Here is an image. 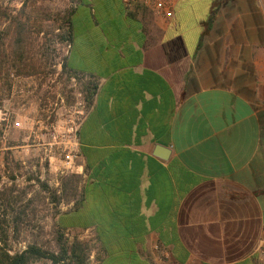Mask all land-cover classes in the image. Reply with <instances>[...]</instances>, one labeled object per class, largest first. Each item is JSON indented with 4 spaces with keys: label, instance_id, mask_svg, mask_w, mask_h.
<instances>
[{
    "label": "crops",
    "instance_id": "1",
    "mask_svg": "<svg viewBox=\"0 0 264 264\" xmlns=\"http://www.w3.org/2000/svg\"><path fill=\"white\" fill-rule=\"evenodd\" d=\"M70 33L88 263L260 264L264 0H81Z\"/></svg>",
    "mask_w": 264,
    "mask_h": 264
},
{
    "label": "rangeland",
    "instance_id": "2",
    "mask_svg": "<svg viewBox=\"0 0 264 264\" xmlns=\"http://www.w3.org/2000/svg\"><path fill=\"white\" fill-rule=\"evenodd\" d=\"M80 1L0 0V32L10 33L4 40L6 54L0 59V193L11 185L10 177H14L17 209L22 210L32 201L27 208L26 223L14 237L9 209L6 218L3 217L4 202L0 197V237L6 234V247L11 253L23 250L28 243L56 251L55 214L64 212L70 204L67 198L55 203L51 193L40 191L36 180L59 195L60 180L75 175L74 135L89 96L84 83L62 73L61 65L69 51V43L64 41L67 15L77 9ZM14 18L27 30V50L21 59L12 62ZM68 156H73L70 164ZM65 239L86 243L94 263L95 241L70 232L65 233ZM32 264L49 262L40 260Z\"/></svg>",
    "mask_w": 264,
    "mask_h": 264
},
{
    "label": "trees",
    "instance_id": "3",
    "mask_svg": "<svg viewBox=\"0 0 264 264\" xmlns=\"http://www.w3.org/2000/svg\"><path fill=\"white\" fill-rule=\"evenodd\" d=\"M75 11H70V13H68L65 22L67 33L64 41L68 43H70L71 41L70 29ZM12 26L13 32L10 47V60L14 59L17 61L26 54L27 44L25 43V33L27 32V30L25 29L24 24H21L19 21H17L16 18H14ZM6 32L7 31L0 32V59L4 58L6 54V45L4 43V40L7 36L10 35L9 32ZM66 71L67 70L65 64H62L61 72L68 73L71 76L70 72ZM88 100L89 98L87 97V104ZM10 181L11 182L9 184L11 185L6 188L5 191L3 189V192L1 191L0 193V197H3L4 202V207H2V214L3 217L6 218V209H9L8 216L11 234L14 237H17L20 231V226L26 223L25 220H27V208L32 203V201L27 202V205L22 210L17 209L16 203L18 200H14V193L16 192L14 177H10ZM80 181L81 179L78 175H70L68 177L62 178L60 180V192L59 195H57L56 191H50L45 183L36 180L37 184H39L38 186L40 187V191L42 193H51L53 196L52 200L55 203H60L63 199L66 198L69 203L73 202V207L71 209L64 212H57L55 214L56 222L54 224V227L56 251L43 249L36 243H28L23 250L11 253V251L6 247L7 236L5 233H7V231H2L5 235L4 237H0V264H32L40 260L48 261L49 264H88L89 249L87 244L78 241L77 239H74L71 242H68L65 239V233L68 229L86 228L88 226L84 223H81L77 217L80 203ZM8 206H10V208H8ZM3 223H5L4 219Z\"/></svg>",
    "mask_w": 264,
    "mask_h": 264
},
{
    "label": "built area",
    "instance_id": "4",
    "mask_svg": "<svg viewBox=\"0 0 264 264\" xmlns=\"http://www.w3.org/2000/svg\"><path fill=\"white\" fill-rule=\"evenodd\" d=\"M126 6L131 4H139L152 11L155 15H160L166 19L172 17V10L176 0H123ZM73 156H68L66 159L69 160ZM71 163V161H70ZM69 163V164H70ZM256 257L260 264H264V236L258 242L256 247Z\"/></svg>",
    "mask_w": 264,
    "mask_h": 264
}]
</instances>
